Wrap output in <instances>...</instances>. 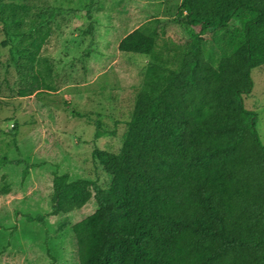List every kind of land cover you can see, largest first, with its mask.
<instances>
[{
  "label": "trees",
  "instance_id": "16d2710c",
  "mask_svg": "<svg viewBox=\"0 0 264 264\" xmlns=\"http://www.w3.org/2000/svg\"><path fill=\"white\" fill-rule=\"evenodd\" d=\"M178 15L188 26L240 21L217 64L199 33L177 67L151 62L120 151L93 149L112 177L109 188L71 181L63 210L97 203L72 227L79 264H264V144L258 114L243 100L252 70L264 64V0H181ZM46 36L25 38L19 49L21 96L55 89L41 57ZM156 44L141 25L118 48L152 54ZM102 133L98 121L96 137ZM67 178L57 176L56 187Z\"/></svg>",
  "mask_w": 264,
  "mask_h": 264
},
{
  "label": "rangeland",
  "instance_id": "374dc122",
  "mask_svg": "<svg viewBox=\"0 0 264 264\" xmlns=\"http://www.w3.org/2000/svg\"><path fill=\"white\" fill-rule=\"evenodd\" d=\"M180 3L0 0V264H55L53 258L79 264L72 227L97 203L63 210L67 189L77 178L109 188L112 177L93 149L120 151L150 63L163 70L177 67L199 33L208 58L217 64L240 17L219 28L188 26L178 15ZM15 18L23 19L20 27ZM141 25L156 35L154 52L119 50L123 36ZM39 32L47 33L41 57L52 66L55 89L21 96L19 49ZM252 76V92L243 100L258 114L264 144V64ZM98 121L103 133L96 137ZM64 174L67 182L56 187L55 178Z\"/></svg>",
  "mask_w": 264,
  "mask_h": 264
}]
</instances>
